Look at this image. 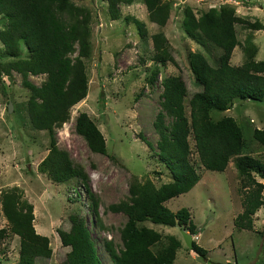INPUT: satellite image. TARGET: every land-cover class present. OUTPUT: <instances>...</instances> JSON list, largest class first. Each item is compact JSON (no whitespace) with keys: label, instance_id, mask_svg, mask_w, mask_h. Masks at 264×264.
Returning a JSON list of instances; mask_svg holds the SVG:
<instances>
[{"label":"rangeland","instance_id":"rangeland-1","mask_svg":"<svg viewBox=\"0 0 264 264\" xmlns=\"http://www.w3.org/2000/svg\"><path fill=\"white\" fill-rule=\"evenodd\" d=\"M170 1L168 18L163 25H158L148 19L142 0H74L90 10L89 52L82 57L86 96L69 106L64 118L51 128L55 145L66 150L72 162L85 172L93 193L92 201L78 177L54 181L38 170L40 161L50 150L49 129L32 126L26 109L29 90L23 79L38 85L45 80V73L22 75L13 69L8 74L1 73L0 194L16 186L21 198L32 205L34 230L48 238L50 256L36 257L33 264H66L65 252L69 247L60 243L56 229L68 230L70 213L86 219L101 263L113 264L104 244L110 241L115 249L121 246L119 229L125 215L108 210L106 205L129 198L127 187L132 175L141 183L149 179L154 186L171 180L170 172L156 154L159 136L154 121L161 110L160 82L170 74L182 78L186 87L183 108L188 114L187 99L198 89L188 66V52L200 51L211 64L216 63L219 53V48L210 42L185 33L181 20L186 5L198 15L210 7L228 4L236 16L258 22V28H249L240 21L233 23L239 44L233 47L228 60L232 64L243 60L241 44L246 35L255 45L254 59L264 56V0ZM109 4L118 8L119 16L115 19L109 17ZM127 16L144 22V36ZM4 22L0 14V27ZM151 34L161 37H155L157 42H153ZM73 45L74 50L68 52L71 58L76 54V44ZM162 48L172 60L161 63L152 58ZM28 56L23 44L20 53L12 57L5 54L0 42V61ZM79 111H85L101 132L104 152L90 150L74 130V118ZM223 115L232 116L238 124L241 150L235 152L227 143H203L188 135L190 160L199 178L187 191L163 201L173 211L181 206L187 208L189 221L197 230L190 233L192 240L196 239L194 242L206 249L204 257L198 256L182 239L181 230L189 232L187 221L174 225L142 221L160 235L151 245L153 251L168 245L169 235L178 240L173 264H211L207 259L214 264H264V186L263 202L251 214L252 227L239 229L233 224V217L241 210L234 158L245 153L264 161V150L251 135L253 127H264V95L259 101L234 98L224 110L209 111L212 120ZM164 122L168 127L170 117L164 115ZM256 178L264 185V178ZM8 225L0 214V227ZM17 250L18 236L8 231L0 244V264H18Z\"/></svg>","mask_w":264,"mask_h":264},{"label":"trees","instance_id":"trees-1","mask_svg":"<svg viewBox=\"0 0 264 264\" xmlns=\"http://www.w3.org/2000/svg\"><path fill=\"white\" fill-rule=\"evenodd\" d=\"M147 17L158 25H163L169 14L170 0H142ZM109 17L119 16L116 5L107 6ZM0 14L5 18L0 27V42L5 54L17 56L23 44L29 56L0 61L1 73L10 70L25 73H45L40 84L23 79L29 90L26 101L27 115L33 127L49 129L50 150L38 165L54 181H63L71 176L79 178L89 199L93 193L83 169L72 162L67 151L55 145L52 125L62 120L67 109L80 101L86 91V73L82 57L89 52L90 10L78 5L74 0H0ZM138 29L146 33L144 22L127 16ZM240 21L249 28H258V22L247 21L234 14L228 4L194 15L189 6L183 8L181 25L187 35L196 36L219 48L216 63L211 64L200 51H189L188 66L198 89L187 99L188 114L184 113L183 97L186 93L184 81L178 74H170L161 80V101L154 125L158 130L157 156L171 175V180L154 186L149 179L142 183L135 175L128 182V199L110 202L106 208L121 212L125 221L119 229L121 246L115 249L110 241H105V250L113 264H171L174 248L178 240L169 235V244L158 251L151 245L159 239V233L142 221L174 225L189 223V233L197 230L189 221L184 206L170 210L163 201L187 191L199 178L191 160L188 135L200 142L227 145L235 152L242 147L241 131L234 118L223 115L217 120L209 116L210 110H224L234 98L259 101L264 95V56L254 59L255 45L248 35L241 44L244 55L238 64L229 62L233 47L239 44L233 23ZM157 34H151L157 42ZM76 54L73 58L68 52ZM152 58L163 63L172 60L165 50L156 51ZM153 77L155 72H152ZM152 80V77L149 81ZM0 86H2L0 79ZM87 93V92H86ZM86 96V94H85ZM164 115L170 117L168 127ZM74 130L86 141L92 151L104 152V139L85 111H79L74 118ZM252 137L264 150V127H253ZM234 166L239 176L237 190L240 193L241 210L233 217V224L241 229L252 227L251 214L263 202V183L256 176L264 178V161L259 157L241 153L235 156ZM96 206L92 203V211ZM0 214L8 221V227H0V244L8 231L18 236V264H33L36 257H49L51 248L46 235L34 230L32 205L21 198V191L10 187L0 194ZM68 230L57 228L62 245H68L65 252L66 264H102L91 238L86 219L77 214L68 215ZM191 223V224H190ZM8 230V231H7ZM198 256L204 257L206 249L194 240L189 247ZM211 264L213 261L207 259Z\"/></svg>","mask_w":264,"mask_h":264},{"label":"water","instance_id":"water-1","mask_svg":"<svg viewBox=\"0 0 264 264\" xmlns=\"http://www.w3.org/2000/svg\"><path fill=\"white\" fill-rule=\"evenodd\" d=\"M7 108H8V110L10 109L9 104L7 105ZM181 236H182V239H183L185 245L187 247H190L191 241H192L191 234L189 232L185 231V230H181Z\"/></svg>","mask_w":264,"mask_h":264},{"label":"crops","instance_id":"crops-1","mask_svg":"<svg viewBox=\"0 0 264 264\" xmlns=\"http://www.w3.org/2000/svg\"><path fill=\"white\" fill-rule=\"evenodd\" d=\"M194 241L196 242V239H194ZM173 260H174V259H173ZM173 260H172V261H173ZM171 264H173V262H171Z\"/></svg>","mask_w":264,"mask_h":264}]
</instances>
